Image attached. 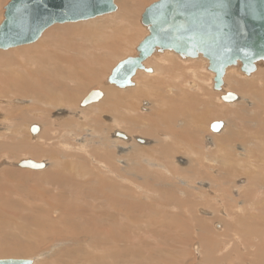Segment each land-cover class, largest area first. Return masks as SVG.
Wrapping results in <instances>:
<instances>
[{"label":"rangeland","instance_id":"374dc122","mask_svg":"<svg viewBox=\"0 0 264 264\" xmlns=\"http://www.w3.org/2000/svg\"><path fill=\"white\" fill-rule=\"evenodd\" d=\"M158 1L159 0H151V1L146 0L145 3V0H141L142 3L134 8L135 10L133 14L137 17V18L135 17L136 21H134L136 25L134 27V30L132 31L133 33L130 35L128 40H125L124 44H121L122 48L117 53V57L114 59V65L112 66V68L117 65L118 60L121 61V59L123 60L124 57H129L136 54L137 45H139V42H141L142 39L148 34L147 31L145 30L146 28L142 27V25L140 24V18H141L140 15L144 12L143 9H145L146 7L147 8L150 7L151 5H153ZM10 2L11 0H2L0 3V20L2 22L4 20L5 8ZM143 3L145 4V7ZM115 4L118 7V10L116 12L101 17H97L95 19H92L93 21L90 19V21L87 20L86 22L84 21L74 22L76 25H73L74 23L58 24L50 28L52 30L54 28H66L72 25L82 26L84 24H87V22L90 23L97 21V19H100V24L98 23L99 27H95V28L98 29L106 28L109 31L114 30L112 25H109L108 23H106L107 21H102V20L105 17L107 18L109 16H112L113 14H116L119 11L120 9L119 6H121V1L119 3L118 0H115ZM137 8H142V11H140V9ZM135 11L138 13H136ZM137 14L139 16H137ZM1 21H0V25L2 24ZM139 27L141 29H139ZM50 28H48L49 30L47 29L48 31L46 30L43 34L49 32ZM87 31H90V29ZM76 32H78V30L71 32L62 31L55 35L61 36V39L63 40H67L69 39V37H72L75 34H80V35L83 34L81 33L82 31L78 33ZM135 34L139 35V37ZM119 39L121 38L117 37L116 39L113 40H119ZM35 43L19 46L16 48H11L8 50H0V51L7 52L14 49L17 50L22 47L24 48L25 46L31 47ZM131 44H133L134 46L133 45L130 46ZM166 55H170V56L172 55L173 57L172 59L170 58L165 59ZM157 56H161V58L158 57L160 58V60L163 59L166 60L165 63L163 64H165V67H167V69L171 70L169 71V73H172L173 76L167 78L165 80V83L159 80L150 81L149 84L151 82L156 83L155 89L153 90L150 89L149 91L151 92L149 94L147 91H145L143 95L139 96V99L138 97H133L130 100H128L134 105L133 107H131L132 109L129 111L130 113H126L125 109L123 110V108H125V106L127 105L125 106L122 105L121 107H119L118 109H120L121 116L126 117L128 119H136V120L138 119L136 123L139 125V127L142 126L144 130L150 129L152 135L156 133V130L161 131V133L163 134L165 132L163 131V129L166 131H170L169 128H172L173 124L170 125V121L167 119L168 117L164 118V116L159 117L154 115L155 114L154 111L156 110L155 103L159 102V97L161 99H164L165 96L168 97L177 96L178 98H181L183 101L181 104H179L178 101L176 100L175 104L177 105V107L175 109L174 108L169 109V113L172 116V118L178 120V117H176L178 113L175 110L179 109L184 103L183 104L184 110L181 112L180 120L184 121V130L186 133H189L191 132L192 129L195 130L196 128L197 134L196 132L195 134L197 135V137H195L194 140L189 138L187 139V137L184 136L182 138L174 137L173 146L174 147L180 146L182 150H180L178 154H175L176 156L175 158H172V153L169 152V154L168 155L165 154L166 157L162 159L166 167L170 171V175L167 178H169L172 175V177L169 178L170 184L167 185V184H162L160 182L162 186L161 185H159V187L157 186L158 187L157 189L155 186L153 188L148 187L149 186V184H147L148 180L146 181L147 183L144 184V186L147 187L146 190L147 192L148 191L153 192L155 190L154 195L153 193L147 194L146 192L145 193L139 192L138 189L136 191L134 188H131L132 187L131 185H128L127 183L122 185L123 191H121V193L125 195V197H123L124 200L123 204L125 205V207L122 209V211L123 213L128 214L129 219L139 222L141 225V228H138L128 223L125 227L124 236L127 238L125 242L127 245L125 244L126 246L124 247V254L127 252L126 255L128 257L127 256H125L126 258L121 257L122 259L121 258L119 259L118 257H114V255H117L118 252L116 251L115 248H110L109 255L105 263H100L97 260L92 261L90 256L91 254L89 253V248L87 247L88 245L93 243L92 241L88 240L87 238H84L83 236H79L78 237L79 242H78V240L71 238L72 236L69 235L61 236L55 234L56 233L55 229L57 230L65 229L68 222L76 226L79 225L88 226L98 219L96 218L94 221L91 220L92 216H97L99 214V211L101 214H104L106 212L108 213L110 209L117 208L116 207L117 204L114 202H111L112 204H114V206L113 207L110 206L109 200H114V199L116 200V197L119 196L120 181L119 179H114L115 182H113L112 180L108 179L106 182H108V184L111 185L112 189L109 192L104 191L105 192L104 195V193L100 191L102 187V181L100 179L103 180V178L99 176L104 172L102 171L103 168L101 169L98 167L102 162L99 159V157L102 156L101 155L102 153L104 154V151L108 150L110 155L112 154L111 158H114L112 156L118 157L120 155V153L118 154L117 150L113 151V149L106 148V144L110 146V141L112 143L113 140L118 139L112 136L114 131L116 130L123 131L127 135L130 134L129 137L137 136L139 134L138 137L151 141L150 144H141L138 143L136 140H132L131 142H129V143H134L139 147L150 148L151 146L156 144L153 140H157V139L152 138L151 140L150 137L152 136L149 132H147V137L144 136L146 134H143L141 132L139 133L135 132L136 127H134L133 125L132 127L124 126V128L116 127L112 129L113 124L110 123V121L104 120V118L101 117V115L83 114L82 119L73 115L69 117L72 121L74 120L79 126H81V131L76 130L75 131L76 135L74 134L73 137L70 136V134H68V132L65 129L64 130L58 129L59 134H57L55 137L57 143L55 145L51 144V147H49V149H53V148L57 149L55 150L56 156L54 158L56 159V163H54V160L50 161V157H48L49 155H44L42 156V158L39 159H36L34 157L32 158L27 157L28 159H33L37 162L47 161L46 163L48 167L43 171L35 170L36 171L35 172L34 170L24 169L19 167L17 168L10 165L9 166L4 165L0 168V176L3 175V177H0V179L3 180L8 178V180L6 181L8 182V184L0 185V207H1V211L4 213V216L0 215V217L2 216L4 220H8L7 222L4 223V220L2 219L0 223V240H4L3 236L6 237L8 236L10 238L16 237V239L20 241L21 247L23 249V251L17 252L15 249L10 248V251L8 253L0 254V259H21V258L32 259L38 257L39 254L41 253L44 252L46 253L50 251L52 249V244L53 246L54 245L57 246L58 243V247H56L57 249L54 248V250H52L53 253L52 251H50L51 252L49 255L50 257L49 256L46 257L45 259L39 261L37 264L39 263L41 264L42 262H45L42 264H69V262L71 261H74V263L72 264H82L83 262L86 261H90L92 264L93 263L94 264H201L202 256L199 257L197 255L194 246L199 245L200 246L199 250L202 252V255L204 256L203 254L204 247H208L210 243L204 245L203 243H205V240L201 238V236H204L205 234L209 233V235L211 234L210 236H212L211 238L214 241L220 240L221 236L214 233L224 232V229H222V225H223L222 223L227 221V223H232V224L234 223V225H236L237 232L236 233L225 232V234L222 233L223 235H225L227 239L224 238L225 243H223L222 246L221 244L219 245L221 247L219 248L218 253L216 251L213 252L214 258L218 259L217 264H219L220 261H221L220 264H262L257 262L256 258H259L260 256L259 254H261L260 258H263L264 261V257H263L264 254H262L264 253L263 252L264 233H262V231L261 232L258 231L259 233L258 235L262 233V235L260 236L263 237L258 236L256 234L257 232L253 231L251 227H249V224L252 223L250 221V217L249 220H247V218L248 216H252V215L254 216V214L256 215L259 210L261 213H264V200L263 201L261 200L263 199V197H260L261 199L255 202L256 204L255 207L253 204L254 203L253 199L250 197L252 195L249 194L248 192V188L251 187V184L249 183L254 181L255 179L252 175L253 169L260 170L259 176H257L256 181H264L263 180L264 179V149L261 152H256L253 149L245 148L248 151L246 150V152H244L243 151L244 147L241 145L240 142H238L240 139L239 136H242L241 140L245 142L247 141L248 138L250 139V136L249 137L247 136V138H244L242 134L236 136L237 134L240 133L237 130L238 129L237 126H236V133L235 134L233 133L235 132V128L233 127L231 130V133L233 134L230 133V136L227 137L228 140L231 141L229 142L230 146L229 145L224 146L230 154L231 162L228 163L229 165L231 164L230 166L227 164L225 167L221 164L215 165L212 162H209L211 161V159L216 157H214L212 149L206 152V147H205L208 144L211 145L213 142V141L210 142L209 141L210 138L208 137L210 136L212 137V135L217 136L221 134L220 132L223 128L218 133H214V132L212 133L210 131L211 129L209 128L211 126V125L209 126V123L212 124L213 122L216 121L225 122L224 120L225 117L220 115V113H222L224 110H231V111L233 110L231 113L229 112H225V113H228L229 117L232 116L233 118L232 123L236 121L235 122L236 125H238V123H240L241 120L243 119L245 120L244 121L245 123L248 122L250 125L253 124L252 126H254L255 124L257 128H259V123H261L264 129V92L262 91L264 85L259 84L258 88L255 89L254 92H251V94L249 95L244 94V93H250L249 89L253 88V86H251L250 81H253V79L255 78L254 76L258 74L259 70L255 74L250 76H246L241 72H238L240 73L239 76L237 73L239 69L237 67L231 68L230 69L231 71L227 72V75L225 77V79L227 80V82L225 80V90L233 93L237 92L236 94L239 95V97L243 95L241 97V99H243L242 100L243 102L242 101L240 102L239 100L235 102L237 103L236 107L233 106L230 108H226V107H222V105L225 104L232 106L233 103H226L222 101L221 99L222 94L214 91L213 88H211L213 74L207 70V66H208V64L206 66L207 61H205L204 59H197V60H189L188 62H186L184 60L182 61V59L180 60L177 55L171 52L163 53ZM176 58L179 60L180 62L179 64L174 61V59ZM155 60H156L155 58L148 59L147 62L145 63L146 64L145 66L155 70L156 72V67L158 66L155 65ZM181 62H183L182 63L183 65H181ZM262 64L264 65V63ZM199 65L202 66V68L200 67L201 70L198 67ZM190 67L195 70L197 69L196 72L199 71L198 72L199 74L196 79L192 78V76L190 75V70H189L191 69ZM112 68L110 69L103 68L104 70H100L98 72V74L100 75L97 74V80H99L97 82L98 83L101 82L102 84L104 82L106 86H111L114 90L118 92H124L126 90H128L127 92H130L132 91V89L134 90V88L137 87L138 85L139 82L138 76L140 74H144L147 76L151 75L150 73L140 71L138 75H136L135 80H133L134 83H136L137 85L135 87H129L128 89L123 90V89H118L113 85L107 84L106 79L110 75ZM161 73L164 74V72ZM234 74H236L237 76L236 79H234V77L231 76ZM191 81L195 82L199 87H197V89H193L191 86L187 85V83ZM207 82L210 84H207ZM236 83H238V85ZM150 86L151 84L149 85V87ZM57 88H59V90L61 89L60 91L62 92L69 91L71 96L75 98L74 100H77V104L79 107H80L79 103H81L83 99L87 97L88 93H90L91 91L94 90L103 91V98L105 97L104 90L98 85L90 86L82 91L81 90L74 91V88L72 86H68V88L65 87L64 90L62 89L63 86ZM191 89L193 91H191ZM59 90H57L56 93L60 92ZM171 91L174 94H172ZM250 95L252 96L251 99H249ZM218 96H220L219 99L220 101H218L217 99ZM103 98L100 101L92 103L90 105L99 104V102H101ZM133 99L134 101L132 102ZM203 101L206 102L209 107H204V109H202L201 106L205 105ZM145 103H149V104L145 105ZM90 105L81 108L87 110L86 108H88ZM205 108L207 110H205ZM211 109L212 110L215 109L217 114L209 113V115L205 116L204 113L207 114L206 111ZM189 110L190 112H188ZM165 111L166 110H163L161 115L165 114L164 113ZM171 112L173 115L171 114ZM183 112L185 113V116L183 115L184 114ZM3 113H5V111H3L1 115H3ZM103 113L105 114V115L103 114L104 116H109V118L113 117L112 115L114 114L117 115L115 111L114 114L112 112H103ZM188 113H190L189 115H191L192 119L194 118L195 121L193 123L191 122L189 124V122L187 121L189 117ZM237 113L239 114L237 115ZM4 115L3 118H6L7 115L6 114ZM194 116H196L197 118ZM162 118H164V120H162ZM39 124L40 123H37L35 125H39ZM175 124H176V129L180 130V128L177 127L178 124L176 121ZM166 125H168L169 127L168 129L166 128ZM240 125H242V122L240 123ZM2 126L3 125L1 124L0 134L3 133L7 134V132L9 134L14 133L12 128L8 127L6 129L5 125L3 127ZM39 126L43 129V125L40 124ZM208 128L210 133L208 132ZM251 128L247 129L245 127L243 133L249 135L250 133L256 132L253 131V129ZM25 129L26 128H24L21 131V133L24 134L25 138L29 139L30 141L31 140L37 141L34 140L37 136L36 137L32 136L30 129H28V126H27V130ZM86 129L89 130L94 129L95 131L98 132L97 136L94 137L95 136L94 131L91 132L92 138L90 136H87L90 133H87ZM208 133L210 134V136L208 135ZM98 135L99 136L101 135L103 138L101 143L99 141ZM205 136L207 137V139L205 138ZM227 138L224 139V141L228 142ZM80 140H90L92 142L89 145L88 150H86V152H84V150H82L83 151L82 152L77 149L79 146L83 145V143ZM120 141L123 143H128L127 141H124L122 139H120ZM98 143H100L101 145ZM65 144L66 145L68 144L69 146L72 147H66ZM102 144H104L105 147H102ZM45 146L47 147V145ZM220 150L221 149L219 148L218 151ZM112 152L115 153L113 154ZM130 152H131V148L128 147L127 149H125L124 151L125 155H122V159L126 158L123 165L117 164L116 166H120V167L122 166L123 168L127 169L128 168L127 167L128 165H126L128 163L127 159L129 160L130 156L132 159V163L134 165H137L134 163L137 159L136 156H134L133 153L130 154ZM88 154L90 155L91 158L88 157ZM205 155H207L208 160H205L206 158ZM143 156L147 157V155H143ZM154 156H156V153H154ZM7 158L10 160V162H19L21 160L27 159L24 156L15 157L16 159L14 160L6 156L4 157L0 156V164H1V160L2 161L3 159L7 160ZM177 158L181 159V161L177 160ZM184 158L188 159L189 162L197 161L195 164L197 168L196 167L192 168L191 165L193 164H189L188 166L187 161ZM98 160L100 161V163L97 162ZM221 166H223V168ZM137 169L140 168L136 167L135 170H134V166H132L131 168L133 172H137ZM8 170H12L13 172V176L11 175L12 177L4 175V172ZM160 171L165 172L164 170H160ZM204 171L205 173H208V176L205 174L206 175L205 178L203 177L204 174L201 176L202 172ZM88 172H90L91 177L88 176ZM92 172L95 174V176H93L94 174ZM50 174L52 175L50 176ZM119 174L122 176H126L127 173L125 174V172L123 173L122 171H119ZM129 177L131 179V176H128V178ZM92 179L93 181L96 182H93ZM139 180L138 182H140ZM203 180L207 182L212 181L213 188H211L212 187L211 186L210 188L206 189L205 187L201 186V183L205 182ZM238 180L239 182H237ZM3 182L5 181L3 180ZM233 190L236 191L234 192ZM106 194H109L110 197H106L107 196ZM258 195L259 193H257V196ZM246 199H250V200L252 199V202L247 201ZM220 201H222V203H220ZM132 205H137V208L132 209ZM165 205H167V208L163 207ZM239 205L243 209L237 212L236 209L241 208ZM56 207L61 209L62 213L64 214V219L67 221L66 223L61 222V224L59 225L61 219L59 220L58 217L60 213L58 214V216L55 215V213L58 212V210L56 211L54 210L56 209ZM226 208L227 210L224 211V209ZM199 209L208 210L210 215H203V213L200 212ZM67 210L68 212L65 213ZM225 212L226 213L229 212L231 215L230 214L224 215ZM67 216H69V218ZM46 218L49 219L52 218L51 220L53 222L51 225L46 223L45 221ZM38 221H42L41 228H39L37 224ZM247 222L249 223L248 225H246ZM158 223L161 224V227L157 229L156 226ZM162 223H165L166 226H163ZM54 224L55 226L53 228H50ZM215 224L221 225V229L218 227L217 229L215 227ZM262 224L264 226V217ZM52 229H54L53 230L54 233H52ZM250 231H252L251 234ZM78 232L79 233L82 232L80 228ZM252 234L254 235V238ZM61 237L64 239H62ZM208 239H210V237ZM231 239L234 245L233 244L227 245L226 243L228 241H231ZM67 240L68 242L69 240L71 241L68 243ZM58 241H61L62 243L61 242L59 243ZM213 246L215 247L214 244ZM4 249H7V247L4 245L3 242L0 241V250H4ZM236 250H239L240 253H238V251ZM260 251L261 253H258ZM99 254L100 251L96 252V255Z\"/></svg>","mask_w":264,"mask_h":264},{"label":"bare ground","instance_id":"6f19581e","mask_svg":"<svg viewBox=\"0 0 264 264\" xmlns=\"http://www.w3.org/2000/svg\"><path fill=\"white\" fill-rule=\"evenodd\" d=\"M1 1L2 0H0V3H1ZM118 1H119V3L121 1V6H119V8H120L119 11L116 14H113L112 16H109L107 18L105 17L104 18L105 20L104 19L102 20V21H107L106 23H108L109 25H112L115 31L114 30L109 31L106 28H100V29L95 28V27H99L98 25L100 24V19H97V21L90 22V23L87 22V24H84L82 26H79V25L73 26V25H76L74 22L55 23L52 26L58 25V24H67V23H74V24L70 27L54 28L52 30L50 28L52 26H50L49 27L50 31L47 32L46 34H42L41 37L37 40L38 42L37 41H35L36 43L33 42L35 44L32 45L31 47L25 46L24 48L22 47V48H19L17 50L14 49V50H10L7 52L0 51V126H1V124L3 126L5 125L6 129L8 127H10L14 131L13 134H9L8 132H7V134H5V133L0 134V156H2V157L6 156V157H9L10 159L14 160V159H16L15 157H21V156H24L26 158L27 157H31V158L34 157L36 159H39V158H42V156H44V155H49L48 157H50V161L54 160V163H56V159H54V158L56 156L55 150H57V149L56 148L49 149V147H51V144L55 145L57 143V140H55V137L57 134H59L58 129L59 130L65 129L68 132V134H70V136H72V137L74 136V134L76 135V133H75L76 130L81 131V126H79L74 120L72 121L69 118L71 115L76 116L80 119L83 118L82 117L83 114H85V115H93V114L101 115V117H103L104 120L110 121V123L113 124L112 129H114L116 127L124 128V126L125 127H132V125H133L134 127H136L135 132H137V133L141 132L143 134H146V135H144L145 137H147V132H149L152 136V137H150L151 140H152V138L157 139V140H153L156 144L151 146L150 148L139 147V146L135 145L134 143H129V142H131L132 140H136L138 143H141V144H150L151 141L138 137L139 134L137 136H132V137L130 136L129 137V135H130L129 133H128L129 135H127L123 131H120V130L114 131L112 136L114 138H118V139L113 140L112 143L110 141V146H108L106 144V148L107 149L108 148L113 149V151L117 150L118 154L120 153V155L118 157L112 156L114 158H111L112 154L110 155L108 150H106V151H104V154L102 153L101 154L102 156L99 157V159L103 163L102 162L100 163V161L98 160L97 162L100 163V166H98V165L97 166L101 169L103 168L102 171L104 172L103 174L99 175L101 178H103V180L100 179L102 181V187H101L100 191L102 193H104V195H105V192H107V191L109 192L112 189L111 185L108 184V182H106L108 179L112 180L113 182H115L114 179H119V181H120L119 182L120 183L119 184L120 185L119 196L116 197L117 201L115 199L109 200L110 206L113 207L114 204H112L111 202H114L117 204V206H116L117 208L110 209L108 211V213L106 212L104 214H101L99 211V214L97 216H92L91 220L94 221L96 218H98V219L95 220L92 224H90L88 226H83V225L76 226V225H73V224L68 222L65 229H61V230L55 229V231H56L55 234L61 235V236H63V235L72 236L71 238L78 240V242H79V239H78L79 236H83L84 238H87L88 240L92 241L93 243L87 246L89 248V253L91 254L90 255L91 260L92 261L97 260L100 263L106 262L108 255H109V249L110 248H115L116 251L118 252V254L114 255V257H118L119 259L121 257L126 258L125 256H127L126 255L127 252L124 254V247L127 245L125 243L127 238L124 236L125 235V227L129 223L132 226L141 228V225L139 222H136V221H133L132 219H129L128 214L123 213V211H122V209L125 207V205L123 204V202H124L123 197H125V195H123L121 193V191H123L122 185L127 183L128 185H131L132 186L131 188H134L136 191L138 189L139 192H142V193L146 192L147 194L153 193V195H154L155 190L153 192H149V191L147 192L146 191L147 187H145L144 184L148 182L147 183V184H149L148 187L153 188L155 186L156 189L159 187V185L162 186V184H167V185L170 184L169 178H171L172 175L169 178H167L170 175V171L166 167V165L162 159H164V157H166L165 154L168 155L169 152L172 153V158H175L176 157L175 154H178L180 152V150H182L180 148V146H177V147L173 146L174 145V141H173L174 137H181L182 138L184 136V137H187V139L189 138V139H193V140L195 139V137H197V135H196L197 129L196 128H195V130L192 129L191 132L186 133L184 130V121L180 120L181 112L184 110L183 109L184 103L182 104V106L179 109L175 110L178 113V115L176 116V117H178V120L175 118H172V116L169 113V109H171V108L175 109L177 107V105L175 104L176 100L178 101L179 104H181L183 101L181 98H178L177 96H173V97L165 96L164 99H161L159 97V102L155 103L156 104L155 105L156 110L154 111V113H155L154 115L159 116V117L164 116V118L168 117L167 119L170 121V125L173 124L172 128H169L168 125H166V128L167 129L169 128L170 131H166L163 129V131H165L163 134L161 133V131L156 130V133H154L152 135L150 129H146V130H148V131H146L143 129L142 126L139 127V125L136 123V121L138 119L136 120V119H128L126 117H122L120 109H118V108L121 107L122 105H124V106L127 105V106H125V108H123V110L125 109L126 113H130L129 111L132 109L131 107H133L134 105L131 102H129L128 100H130L133 97H138V99H139V96L143 95V93L145 91H147L149 94L151 92V91H149L150 89L151 90L155 89L156 83L151 82L150 83L151 86L149 87L150 81H152V80L158 81L159 80V81H162L165 83V80L167 78H170L173 76L172 73H169V71H171V70L167 69V67H165V64H163L166 61L165 59H169V58L172 59L173 56L172 55L171 56L166 55L167 58L165 57V59L160 60L161 56H157V55H161L163 53L171 52V53H174L175 55H177L180 60L182 59V61L184 60L186 62H188L189 60L204 59L205 61H207L206 66H207V64L209 66V61L207 59H205L203 56H200L197 59H183L182 57H180L175 52L167 50L165 52H155L150 57V58L156 59L155 65L158 66V67H156V72H155V70L151 69L152 72L150 74L152 76L140 74L138 76L139 82L137 85L133 81V80H135L136 75H138V73L140 71L146 72L145 70H138L137 74L132 78V85L129 86V87H135L137 85V87H135L134 90L132 89V91H130V92H127L128 90L124 91L125 93L124 92H118V91L114 90L111 86H106L104 84V82H103V84L101 82L98 83L97 82V81H99V80H97L98 72L100 70H104L105 68H108V69L112 68V66L114 65V59L117 57V53L122 48L121 44H124L125 40H128L130 35L133 33L132 31L134 30V27L136 25V23L134 21H136V18H137L133 14V12L135 10L134 8L136 6H139V4H141L143 2V1L141 2V0H118ZM145 3H146V0H145ZM114 4H115V0H114ZM115 6H116V10L114 12H116L118 10V7L116 4H115ZM144 7H145V4H144ZM137 9H140V11H142V8H137ZM146 9H147V7L145 9H143L144 10L143 13L141 12L142 14L140 15V17H141L140 18V24L142 25V27L146 28L145 30L147 31L148 34L142 39L141 42H139V45L143 42V40L150 33L148 31L147 26H145L143 23V14L145 13ZM114 12H112V13H114ZM5 13H6V8H5ZM5 13H4V19H5ZM136 13H138V12H136ZM102 16H104V15H102ZM137 16H139V15L137 14ZM98 17H101V16H98ZM95 18H97V17H95ZM95 18H92V19H95ZM87 20L90 21V19H86V20H82V21L86 22ZM78 22H81V21H78ZM107 27H109V26H107ZM89 29H90V31H87ZM139 29H141V28L139 27ZM76 30H78V32L82 31L81 33H83V34L82 35L75 34L72 37H69V39H67V40H63V39H61V36L55 35V34L60 33L62 31H70L71 32V31H76ZM78 32H76V33H78ZM135 35H137V34H135ZM137 36L139 37V35H137ZM117 37H120L121 39L113 40V39H116ZM132 42H133V40H132ZM33 43H30V44H33ZM25 45H29V44H25ZM132 45L133 44H131L130 46H132ZM139 45H137L136 51H137V48L139 47ZM22 46H24V45H22ZM17 47H19V46H17ZM13 48H16V47H13ZM0 50H4V49H0ZM6 50H8V49H6ZM123 50H125V49H123ZM137 55H138V52H136V54L133 56L124 57L123 60L121 59V61L118 60L117 65L111 69V73L106 79L107 84L113 85L118 89H123V90L128 89L129 87L120 88L114 83H109V79L111 78L113 71H115V68H117L121 63L125 62L126 60L135 58ZM158 57H160V58H158ZM147 60L144 62V65H146L145 63L147 62ZM174 61L178 64L180 63L177 58L174 59ZM152 62H154V61H152ZM182 63L183 62H181V65H183ZM262 63H264V59H259L258 61H256L255 62L256 68L251 73H244L242 70V64L241 63H238L235 66H230L229 68L226 69L225 75L223 77L224 84H223L222 89L220 91H217L215 89V83H214L215 74L212 71H209V68L207 66V70L213 74V79L211 82L212 83L211 88H213L214 91L221 93L222 94L221 99H222V97L224 95H226L227 93H233V92H229V91L225 90V80H226L225 77L227 75V72L231 71L230 70L231 68L237 67L239 69V71H237V73L241 72L242 74H244L246 76L253 75L259 70L258 74L254 76L255 77L253 79L254 82L250 81L251 86H253V88L249 89L250 93H244V94L249 95V94H251V92H254L255 89L258 88L259 84L264 85V69H263L264 65ZM152 65H154V64H152ZM166 65H167V63H166ZM198 67L201 70L202 66L199 65ZM146 68H149V67H146ZM189 70H190V75L192 76V78L196 79L198 74H199L198 73L199 71L196 72L197 69L195 70L193 68H191ZM161 72H164V74ZM239 74L240 73H238V75ZM98 75H100V74H98ZM231 76H233L234 79L237 78L236 74L231 75ZM197 80H199V79H197ZM226 82H227V80H226ZM250 83H249V85H250ZM207 84H210V83L207 82ZM236 84L238 85V83H236ZM93 85L100 86L105 92L104 93L105 97L104 98L102 97L103 100L101 102H99V104H95V105L89 104L90 106L88 108H86L87 110H85L84 108H81V107H85L82 104H83L84 100L86 99V97L83 99V101L81 103H79L80 104V107H79L77 104V100H74L75 98L73 96H71L69 91L62 92V91H60L61 89L59 90V88H57V87L63 86L62 89L64 90L65 87L68 88V86H72L74 88V91H77V90L82 91V90H85L86 88L93 86ZM187 85L191 86L193 89H197V87H199L195 82H192V81L188 82ZM208 87H209V85H208ZM238 88H239V86H238ZM57 90H59L60 92L56 93ZM191 91H193V90L191 89ZM225 91H227V92H225ZM262 91L264 92V88L262 89ZM101 92L103 93V91H101ZM90 93H88V95ZM171 93H172V91H171ZM236 93H234V94H236ZM172 94H174V93H172ZM237 96H238V99L236 101L226 102V103H233L232 106L223 104L222 107H226V108H230L233 106L236 107L237 103H235V102H237L239 100L241 102L243 100V99H241V97L243 95L241 97H239V95H237ZM251 98H252V96L250 95L249 99H251ZM101 99H99L98 101H100ZM217 99H218V101H220L219 100L220 96H218ZM133 101H134V99L132 100V102ZM144 102H145V100H144ZM203 103L205 105L201 106L202 109H204V107H209L206 102L203 101ZM148 104L149 103H145V105H148ZM218 108H217V110H218ZM158 110H160V111H158ZM163 110H166L164 112L165 114L161 115ZM205 110H207V109L205 108ZM3 111H5V113H3V115L4 114L7 115L6 118H3V115H1V113ZM114 111L117 115L114 114ZM232 111L231 110H224L222 113H220L221 116L225 117L224 118L225 122L220 121L223 123V129L220 132L221 134H219L217 136L212 135V137H211L209 134L211 130L209 131V128L211 129L210 125H212L214 122L212 124L209 123L210 127L208 128V132H209L208 135L210 137H208V138H210L209 139L210 142H212V141L213 142L211 145L205 144L206 145L205 147H206V152L210 151V149L213 150L212 151L213 155L216 158L211 159V161H209V162H212L215 165L221 164V165L226 167V165L231 162L230 154L224 146H227V145L230 146L229 142H231V141H229L227 137L230 136V133H231V130L233 127L235 128V132H233V133L234 134L236 133V126L238 127L237 130L240 132L236 136L241 135V134L243 135L244 138H247V136L248 137L250 136V139L248 138L246 142L241 140L242 136H239L240 139L238 142H240L241 145L244 147L243 148L244 152H246L247 149H253L256 152H261L264 149L263 125L261 123H259V128H257L255 126V124H254V126H252L253 124L250 125L248 122L245 123L244 122L245 120H243V119L241 120L242 125H240L241 122L238 123V125H236L235 124L236 121L232 123V121H233L232 116L229 117V114L225 113V112L231 113ZM103 112H112L114 115H112L113 117H111L112 118L111 119V118H109V116H104L105 114ZM188 112H190V110ZM142 113H143V111H142ZM206 113L207 114L204 113L205 116L209 115V113H211V114L216 113L217 114L215 109L214 110H212V109L208 110V111H206ZM171 114H172V112H171ZM189 114L190 113H188V115ZM238 114L239 113H237V115ZM183 115L185 116V113ZM63 117H65V118H63ZM194 117H196V116H194ZM164 118H162V120H164ZM242 118H244V117H242ZM175 121L177 122V124H178L177 127H179L180 130L176 129ZM187 121L190 124L191 122L193 123L195 120H194V118L193 119L191 118V115H189ZM33 123H35V124L40 123L41 125H43V129L39 126L40 124L35 125ZM243 123L245 126L243 125ZM27 126H28V129H30V132H31V128L33 126L39 127V132L37 134H32V132H31L32 136H34V137L37 136L34 139L37 141H32V140L30 141L29 139L25 138L23 133H21V131L24 128H26L25 130H27ZM245 127L247 129H250L252 127L251 129H253V131H256V132L250 133V134L247 132L249 135H246L245 133H243V130ZM86 130H87V133H90L87 136H90L91 138H92L91 132H93V131L95 132L94 137H96L98 134V132L95 131L94 129L93 130L92 129H90V130L86 129ZM130 130H128V131H130ZM249 131H251V130H249ZM195 132H196V134H195ZM211 132L213 133V131H211ZM165 133H167V134H165ZM214 133H218V132H214ZM233 133H231V134H233ZM208 135H206V136H208ZM38 136H39V138H38ZM206 136H205V138L207 139ZM98 138H99V141L101 143V141L103 140L102 136L98 135ZM119 138L124 140V141H127L128 143L121 142ZM226 138H227L228 142L224 141V139H226ZM80 141L83 143V145L79 146L77 149L80 151L84 150V152H86V150H88V147L92 142L90 140H80ZM100 143H98V144H100ZM128 144H130V145H128ZM45 145H47V147ZM65 146L66 147H72V146H69L68 144L67 145L65 144ZM233 146H234V144H233ZM242 146H241V148H242ZM102 147H105V145L102 144ZM128 147L131 148L130 154L133 153L134 156H136L137 159L134 163L137 165H134L132 163V159L130 156L129 160L127 159V161H128V163L126 164V165H128L127 169L123 168L122 166L121 167L116 166L117 164L123 165L126 158L122 159V155H125L124 151ZM219 148L221 149L220 151H218ZM245 148H247V149H245ZM27 153H28V155H27ZM154 153H156V156H154ZM157 153H158V155H157ZM143 155H147V157H145ZM207 155H205L206 156L205 160H208ZM247 155H248V153H247ZM88 157L91 158L89 154H88ZM156 157H157V159H156ZM21 159H24V158H21ZM25 160H29V159L27 158V159L21 160L19 162H10V160L8 158H7V160L3 159V161L1 160L0 168L4 165H6V166L10 165V166L17 167V168L18 167L23 168V167H20V163L22 161H25ZM31 160H33V159H31ZM177 160L181 161V159H178V158H177ZM185 160L187 161L188 166H189V164H193V165H191V167L192 168L196 167L195 164L197 161L196 162H194V161L189 162L188 159H185ZM175 161H176V159H175ZM38 162H41L45 165V168L42 169V171L48 167L47 163H46L47 161L46 162L45 161H38ZM49 163H51V162H49ZM132 166H134V170L136 169V167H139L140 169H137V172H133V170H131ZM223 166H221V167L223 168ZM99 168H96V169H99ZM24 169H26V168H24ZM232 169H234V168H232ZM160 170H164L165 172H161ZM37 171H41V170H37ZM119 171H122L123 173L125 172V174L127 173L126 176L120 175ZM252 172H253L252 175L255 179H254V181L249 183V184H251V187L248 188V192H249V194L252 195L250 197L253 199V202H254L253 204L256 207L255 202L259 201L261 199L260 197H263V199H261L262 201L264 200V181H256L257 180L256 178H257V176H259V173H260L259 169H257V170L253 169ZM190 173H191V171H190ZM205 174L208 176V173H205V171L202 172L201 176L203 175V177L205 178V176H206ZM4 175L5 176H11V175L13 176V172H12V170H8V171L4 172ZM51 175L52 174H50V176ZM97 175H96V177H97ZM88 176L91 177L90 172H88ZM93 176H95V174ZM128 176H131V179H130V177L128 178ZM0 177H3V175H1ZM5 178H7V177H5ZM3 180L5 182H3ZM3 180L0 179V185L8 184V182H6L8 180V178L3 179ZM98 180H99V178H98ZM138 180L140 182H138ZM92 181H93V179H92ZM203 181H205V180H203ZM93 182H96V181H93ZM209 182H207V181L202 182L201 186L205 187L206 189L210 188L211 186H212L211 188H213L212 181L210 183ZM237 182H239V180ZM184 184H185V182H184ZM114 186H116V185H114ZM216 187H219V186H216ZM102 188H103V190H102ZM115 188H117V187H115ZM257 193H259L258 196H257ZM106 195H107L106 197H110L109 194H106ZM158 198H159V196H158ZM252 199L251 200L246 199V200L252 202ZM220 203H222V201H220ZM163 207L167 208V205H165ZM134 208H137V205H132V209H134ZM242 209L243 208L241 207V208H237L236 210H237V212H239V210H242ZM54 210L55 211L58 210V212L55 213L56 216H58V214L60 213V215L58 216L59 220L61 219V221L59 222V225L61 224V222L66 223L67 221L64 219V214L62 213L61 209L56 207V209H54ZM199 210H200V212L203 213V215H210L209 211L206 209H199ZM225 210H227V208L224 209V211ZM0 212H1L0 215L4 216V213L1 211V207H0ZM67 212H68V210L65 213H67ZM69 214H71V213H69ZM229 214H230L229 212L224 213V215H229ZM2 216L0 217V223L3 219ZM67 217L69 218V216H67ZM249 217H250V221L252 223L249 224L247 222L246 225L249 224V227H251V229L253 231L257 232L256 233L257 235L259 234L258 231H260V232L262 231V233H264V231H263L264 226L262 224L264 213H261L259 210L256 215L254 214V216L253 215L248 216L247 220H249ZM51 219L46 218L45 219L46 223L51 225L53 222ZM7 221L8 220H4V223ZM41 222L42 221L37 222L39 228H41ZM222 224H223L222 229H224V232H222L223 234H225V232H228V233H231V232L236 233L237 232L236 225H234V223L233 224L227 223V221H225ZM162 225L166 226L165 223H162ZM54 226H55V224L53 226H51L50 228H53ZM159 227H161L160 223L157 224L156 228L158 229ZM215 227L216 228L218 227L221 229V225H219V224H215ZM244 227H246V226H244ZM79 228L82 231L81 233L78 232ZM147 228H148V226H147ZM106 229H107V231H106ZM53 230L54 229H52V233H54ZM251 232L252 231H250V234H251ZM222 233H214V234H218L221 236L220 240H218V241H216V240L214 241L211 238L212 236H210L211 234L209 235V233L205 234L204 236H201V238H203L205 240V243H203L204 245L207 243H210V245L208 247H204V250H203L204 256L202 255V252L199 250L200 246L199 245L194 246L195 251L197 252V255L199 257L202 256L201 264H217L218 259L214 258L213 252L216 251L218 253L219 248L223 245V243H225L224 240L227 239L225 237V235H223ZM262 233L260 235H262ZM238 234H239V232H238ZM260 235H258V236H260ZM54 236H56V235H54ZM258 236H256V237H258ZM3 237H4V240H0V241L4 243V245L7 247V249L0 250V254L1 253H8L10 251V248L15 249L17 252L23 251V249L21 247V243L19 240L16 239V237H13V238H10L8 236L7 237L3 236ZM52 237H53V235H52ZM209 237H210V239H208ZM260 237H263V236H260ZM56 238H58V237H56ZM253 238H254V235H253ZM62 239H64V238H62ZM232 239H231V241H228L226 244L227 245L233 244ZM70 241L71 240H69V242ZM84 241H86V240H84ZM233 241H235V240H233ZM58 242L60 243L61 241H58ZM67 242H68V240H67ZM236 242H238V241H236ZM203 244H201V245H203ZM213 244L215 245V247L213 246ZM220 244H221V246H219ZM56 247H58V243H57V246H55V245L53 246V244H52V249L50 251L54 250V248H56ZM255 247H257V246H255ZM68 250H69V248H68ZM71 250H72V248H71ZM73 250H75V249H73ZM50 251H48L46 253L45 252L41 253V254H39L38 257H35L32 259H26V260H32L33 264H37L39 261L48 257L51 253ZM98 251H100V254L96 255V252H98ZM236 251H238V253H240L239 250H236ZM52 253H53V251H52ZM258 253H261V251ZM262 254H264V253H262ZM120 255H122V256H120ZM221 255H223V254H221ZM259 255H260L259 258H256L257 262L264 264L263 258H260L261 254H259ZM0 260H8V259H0ZM15 260H20V259H15ZM42 263H45V262H42ZM72 263H74V261L69 262V264H72ZM220 263H221V261H220ZM82 264H92V263L90 261H86V262H83Z\"/></svg>","mask_w":264,"mask_h":264},{"label":"water","instance_id":"95a60500","mask_svg":"<svg viewBox=\"0 0 264 264\" xmlns=\"http://www.w3.org/2000/svg\"><path fill=\"white\" fill-rule=\"evenodd\" d=\"M115 10L114 0H11L0 25V49L33 43L55 23L92 19ZM143 23L150 33L137 48L138 55L115 68L109 83L131 86L138 70L152 72L144 65L147 59L168 50L183 59H207L215 89L220 91L227 68L241 63L243 72L251 73L255 62L264 59V0H159L145 10ZM102 97L100 90L92 91L82 105ZM237 99L234 93L222 97L225 102ZM222 128V122L211 126L213 132ZM31 132L37 134L39 127L33 126ZM20 167L42 170L45 165L29 159ZM0 264L33 261L8 259Z\"/></svg>","mask_w":264,"mask_h":264},{"label":"flooded vegetation","instance_id":"af4514ba","mask_svg":"<svg viewBox=\"0 0 264 264\" xmlns=\"http://www.w3.org/2000/svg\"><path fill=\"white\" fill-rule=\"evenodd\" d=\"M212 126V125H211ZM211 131H212V129H211Z\"/></svg>","mask_w":264,"mask_h":264}]
</instances>
